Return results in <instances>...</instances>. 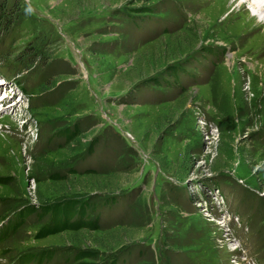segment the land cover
Instances as JSON below:
<instances>
[{"label":"rangeland","instance_id":"374dc122","mask_svg":"<svg viewBox=\"0 0 264 264\" xmlns=\"http://www.w3.org/2000/svg\"><path fill=\"white\" fill-rule=\"evenodd\" d=\"M249 1L0 0V264H264Z\"/></svg>","mask_w":264,"mask_h":264},{"label":"trees","instance_id":"16d2710c","mask_svg":"<svg viewBox=\"0 0 264 264\" xmlns=\"http://www.w3.org/2000/svg\"><path fill=\"white\" fill-rule=\"evenodd\" d=\"M171 70H173V73L174 71L177 72L175 69H169V72L171 73L172 75V72ZM35 207V206H34ZM13 208V207H12ZM82 214V212H81ZM3 221V220H2ZM2 221H0V224L3 223ZM96 223L95 222H86L85 224H77V223H73L71 224L70 228L71 230L75 231V232H80L82 230H87V231H90V232H95L97 231V227H96ZM18 227V222H17V225H13L11 226V219L10 221L6 222L3 224V228L0 230V243H2L3 241L7 240L10 238L11 234H13L14 232H16V229ZM52 234H57L56 232V229L54 230V233ZM45 237V235H42L40 238H43ZM81 259L80 260H83V262H81L80 264H86L84 263V260L86 261H94L96 258H97V253L96 252H93V253H90V250L89 248H81ZM86 249V251H85ZM16 262H13L12 264H15ZM31 263H38V264H41L42 262L41 261H38V260H34L32 262V259L30 261H27V258L22 256L21 258H19L18 260V263L17 264H31Z\"/></svg>","mask_w":264,"mask_h":264},{"label":"bare ground","instance_id":"6f19581e","mask_svg":"<svg viewBox=\"0 0 264 264\" xmlns=\"http://www.w3.org/2000/svg\"><path fill=\"white\" fill-rule=\"evenodd\" d=\"M236 1H238V0H234V2H236ZM258 1V0H257ZM233 2V3H234ZM241 2L242 3H244V2H246L247 4L249 3V5L250 6H252L251 4L253 3V2H251V1H249V0H241ZM259 4V3H258ZM260 4L261 5H255V11L258 13V14H261L263 17L261 18V19H263L264 18V0H260ZM254 6V5H253ZM7 81V80H6ZM2 82H4V81H2L1 79H0V84H2ZM6 84V83H5ZM8 99V97L6 98V95L4 94V95H0V101H2V102H5L6 100ZM7 111V110H6ZM2 113V111L0 112V114Z\"/></svg>","mask_w":264,"mask_h":264}]
</instances>
